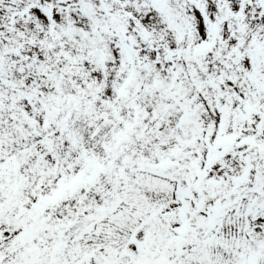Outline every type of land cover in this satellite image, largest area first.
<instances>
[{"label": "snow or ice", "instance_id": "1", "mask_svg": "<svg viewBox=\"0 0 264 264\" xmlns=\"http://www.w3.org/2000/svg\"><path fill=\"white\" fill-rule=\"evenodd\" d=\"M0 264H264V0H0Z\"/></svg>", "mask_w": 264, "mask_h": 264}]
</instances>
